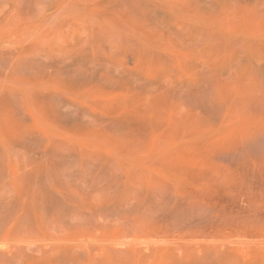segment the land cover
Segmentation results:
<instances>
[{"label":"rangeland","instance_id":"rangeland-1","mask_svg":"<svg viewBox=\"0 0 264 264\" xmlns=\"http://www.w3.org/2000/svg\"><path fill=\"white\" fill-rule=\"evenodd\" d=\"M0 264H264V0H0Z\"/></svg>","mask_w":264,"mask_h":264}]
</instances>
